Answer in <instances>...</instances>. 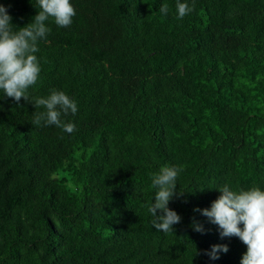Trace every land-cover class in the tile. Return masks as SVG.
Listing matches in <instances>:
<instances>
[{
	"label": "trees",
	"instance_id": "16d2710c",
	"mask_svg": "<svg viewBox=\"0 0 264 264\" xmlns=\"http://www.w3.org/2000/svg\"><path fill=\"white\" fill-rule=\"evenodd\" d=\"M188 2L180 19L176 0H73L69 27L47 22L29 100L0 93V264H241L247 245L197 209L264 187V0ZM0 3L15 31L40 10ZM53 90L78 101L74 133L33 123ZM161 165L183 168L168 233L148 211Z\"/></svg>",
	"mask_w": 264,
	"mask_h": 264
},
{
	"label": "clouds",
	"instance_id": "9594fccd",
	"mask_svg": "<svg viewBox=\"0 0 264 264\" xmlns=\"http://www.w3.org/2000/svg\"><path fill=\"white\" fill-rule=\"evenodd\" d=\"M39 11L33 22L15 31L9 8L0 3V93L20 101L29 100V89L37 84L41 76V62L38 56L39 44L47 39L51 28L50 20L59 28H67L73 23L76 9L73 0H38ZM194 11V4L188 0H176V12L180 19ZM159 12L167 16L169 8L163 5ZM36 108L45 111L35 112L33 123L36 126H56L66 133H74V122H65L62 117L75 115L79 111L78 101L65 91L53 90L46 97L32 100ZM183 168L179 165H161L151 177L156 189L154 199L148 207L158 231H174V225L182 217L169 207L176 195L177 181ZM221 195L205 208L202 214L220 229L222 237H238L247 245L241 264H264V187H233L229 183L216 188ZM159 210V215L157 214ZM196 231H204L202 225H194ZM227 245H213L206 254L210 259H218V253H227Z\"/></svg>",
	"mask_w": 264,
	"mask_h": 264
}]
</instances>
